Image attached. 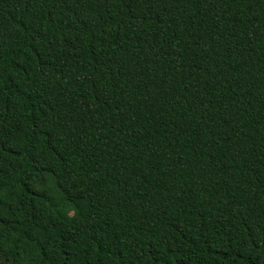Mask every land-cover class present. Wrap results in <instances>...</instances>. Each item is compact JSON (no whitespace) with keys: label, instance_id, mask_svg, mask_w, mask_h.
I'll use <instances>...</instances> for the list:
<instances>
[{"label":"trees","instance_id":"16d2710c","mask_svg":"<svg viewBox=\"0 0 264 264\" xmlns=\"http://www.w3.org/2000/svg\"><path fill=\"white\" fill-rule=\"evenodd\" d=\"M0 264H264V0H0Z\"/></svg>","mask_w":264,"mask_h":264}]
</instances>
